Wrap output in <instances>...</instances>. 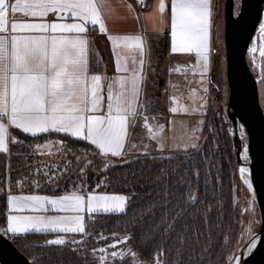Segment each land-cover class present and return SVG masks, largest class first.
Returning <instances> with one entry per match:
<instances>
[{
    "label": "snow or ice",
    "instance_id": "1",
    "mask_svg": "<svg viewBox=\"0 0 264 264\" xmlns=\"http://www.w3.org/2000/svg\"><path fill=\"white\" fill-rule=\"evenodd\" d=\"M138 3L145 7V0H138ZM128 7L129 11H134L131 5ZM168 7L165 0H158L152 15L159 16L163 22ZM100 8L98 0H0V155L8 161L5 174L0 178V198L6 209L3 234L13 239L28 238L31 233L55 234V238L46 240V245L82 246L91 235L87 217L97 213L127 214L129 197L89 191L85 187L93 161L88 159V151L81 153L72 147L75 142H83L85 149L91 146L93 156L123 158L130 150H138L139 155L147 157L151 145L136 139L135 129L142 122L147 140L155 142L161 152L165 150L164 125L153 124L154 118L147 114V103L141 102L146 82L143 69L145 59L150 57L145 37L142 34H110ZM170 13L171 52L195 56L191 71L193 75L199 74L203 85L211 68L212 0H171ZM50 15L55 19L49 20ZM97 25L111 43L114 70L118 74L107 85L104 83L106 77L90 67L87 34L89 26ZM259 39L264 41V23L259 25ZM255 51V48L250 49V52ZM259 55L264 57V47ZM174 71L187 70L177 68ZM202 91L207 93L208 88L203 87ZM200 100L199 114L203 116L207 102L203 97ZM171 101L174 106L169 112L172 114L194 115L197 112L196 108L179 105L176 96H172ZM198 123L202 126L204 121ZM11 129L19 130L24 138H15ZM196 131L203 129L198 127ZM52 135L60 139H47ZM29 137L46 142L25 143ZM199 139L195 134L190 135L184 150L198 151ZM12 145L28 148L33 157H51L55 147L60 155H70L72 159L64 164L63 171L55 173L49 166L46 170L37 167L16 182L14 191ZM241 159L244 163L238 168L239 177L252 194L250 204L254 210L255 189L247 145L242 149ZM135 162L127 161L129 164ZM74 163L79 165V183H73V190L52 188L50 194H39L41 178L49 187L58 184ZM100 163L105 172L115 166L108 159ZM25 185L35 191L24 194ZM99 187L98 183L96 188ZM190 202L195 203V197H190ZM49 212L56 215H48ZM251 234L249 226V238ZM100 239L108 240V237L101 234ZM114 239L115 243L93 250L94 254H100L98 264H109V257L111 264L127 258H131L133 264H163L160 255L142 262L131 248L109 251L116 249L118 244H127L132 236ZM255 247L253 241L246 250L251 253ZM72 250L80 249L73 247ZM233 262L240 264L234 254L227 264Z\"/></svg>",
    "mask_w": 264,
    "mask_h": 264
},
{
    "label": "trees",
    "instance_id": "2",
    "mask_svg": "<svg viewBox=\"0 0 264 264\" xmlns=\"http://www.w3.org/2000/svg\"><path fill=\"white\" fill-rule=\"evenodd\" d=\"M215 26L219 37L220 21L216 9ZM255 76L258 78V74ZM222 94L221 84H215L212 107L207 114L198 151L181 150L157 159L108 157L115 166L105 172L100 170L103 167L101 164L97 166L100 167L99 173L93 171L94 165H98V162L93 161L85 187L89 191L124 194L129 197L130 203L127 214H97L88 217V231L91 235L86 238L85 244L46 245V240L55 238V234L32 233L28 238L19 239L8 237L33 264H95L93 250L104 244L103 239H100L101 234L109 237L114 234L132 236L127 244L120 246L138 253L142 262L151 261L160 255L163 264H227L230 256L235 254L243 227V182L239 177L234 139L226 118L222 115L224 122L216 117L210 121L213 107L223 101ZM11 133L17 139L24 138V134L17 130ZM47 139L59 140L60 137L52 135ZM44 142L46 140H33L30 137L25 141L33 144ZM82 145L83 142H75L72 147L81 153L88 151V159L104 158L92 156L91 146L85 149ZM11 147L14 191L16 182L38 167L37 161L44 160L55 173L63 171L64 164L72 159L70 155L60 154L33 157L29 155L28 148L17 145ZM127 161L136 162L129 164ZM7 163L0 155V178L5 174ZM54 166L59 167L54 169ZM78 168L79 165L74 163L59 183L51 187L41 178L40 192L51 193L52 188L59 191L73 190V183H79ZM98 183L101 185L99 189L96 188ZM34 191V188L25 185L24 192ZM190 197H195V203L190 202ZM5 224L6 209L0 198L1 233ZM73 247L80 250L73 251ZM116 264L133 262L127 258L123 262L117 260Z\"/></svg>",
    "mask_w": 264,
    "mask_h": 264
},
{
    "label": "crops",
    "instance_id": "3",
    "mask_svg": "<svg viewBox=\"0 0 264 264\" xmlns=\"http://www.w3.org/2000/svg\"><path fill=\"white\" fill-rule=\"evenodd\" d=\"M217 2L218 0H212L213 15L211 19L212 26L210 35L211 68L210 72L205 77L204 84L201 85L199 74L193 75L191 71V66L195 64V56L188 53L173 54L171 52V34L169 26L171 18V0H165V3L169 7L163 14V22H161L159 16L152 15L156 10L158 0H145V7H140L138 0H98V3L101 5L100 10L102 18L105 20L110 34H142L145 37L147 47L150 49V57L145 59L143 69L146 82L141 95V102L147 103V114L149 117L154 118L151 122L153 124L158 122L164 125L163 134L166 138V144L165 150L161 152L159 146L155 142L147 140V133L143 128L142 122L138 123L135 129L137 133L136 139L137 141L143 140L145 143L151 145L149 155L159 153L160 155L161 153L165 155L166 152L184 150V146L188 143L189 137L192 134L200 137L198 144L200 143L203 131L198 132L196 129L198 127L204 129L207 114L210 107H212V100L215 95V84L224 82L221 68L222 64H220V46L218 43L217 28L215 26V8ZM129 5L132 6L134 11H129ZM17 15L19 16L20 14ZM48 19L54 20L55 17L50 15ZM68 22H71V20ZM87 35L90 40V67L94 72L106 77L104 83L107 85L112 82V77L118 75L114 70V56L111 52V43L107 40L106 35L99 31L98 25L89 26ZM129 66L131 67L132 65L130 64ZM177 68L187 71H174V69ZM260 70L261 74L258 75V78L256 76V78L258 79V85L260 83L261 86H259L261 95L264 96V77H262V71H264V69ZM203 87L208 88L207 93L202 91ZM193 93H196V95H193ZM106 94L105 91V95ZM172 96L177 97L179 105L196 108V114L186 115L182 112L178 114L170 113L169 108L174 106L171 101ZM200 97H203L207 102V107L203 109L206 114L203 116L199 114L201 110ZM200 120L204 121L202 126L198 123ZM12 130L16 129H11L10 131L12 132ZM139 156L143 155H139L138 150H130L129 154L125 157L114 159H135ZM28 193L31 192H24V194ZM39 194L47 195L50 193L39 192ZM108 194L124 195L121 193ZM47 214L56 215L54 212H49Z\"/></svg>",
    "mask_w": 264,
    "mask_h": 264
},
{
    "label": "water",
    "instance_id": "4",
    "mask_svg": "<svg viewBox=\"0 0 264 264\" xmlns=\"http://www.w3.org/2000/svg\"><path fill=\"white\" fill-rule=\"evenodd\" d=\"M237 0H225L224 45L229 99L227 120L236 143L237 167L243 165L242 129L247 136L251 157L255 199L261 217V227L247 243L256 247L251 253L240 255V264H264V109L260 101L258 79L248 61V53L264 15V0H241L237 14ZM0 264H33L32 261L0 232Z\"/></svg>",
    "mask_w": 264,
    "mask_h": 264
},
{
    "label": "rangeland",
    "instance_id": "5",
    "mask_svg": "<svg viewBox=\"0 0 264 264\" xmlns=\"http://www.w3.org/2000/svg\"><path fill=\"white\" fill-rule=\"evenodd\" d=\"M224 5H225V0H218V2L216 3V8H215L217 16H218L219 21H220L218 43L220 42V47H221L219 55H220V64H222L221 68H222V74H223V80H224V82L221 83L222 86L224 87L223 94H222L223 95V97H222L223 101H222V103H219L218 106L213 107V110L211 111L212 113L210 115V116H212L210 121H214V117H216V119L221 118V121L224 122V120L222 118V115H223L226 118L228 127L230 129L231 134H232L231 125L229 124V122L227 120V115H226V109H227L228 99H229V86L227 85L228 82H227V76H226V51H225V45H224ZM240 5H241V0H237L236 6H235V14L238 13ZM261 23H264V15H263ZM262 47H264V41H261L259 39V27H258L257 33L254 37V40H253L251 48H250V49L255 48L256 51L250 52V50H249V53H248V61H249V64L251 66V69L255 75L261 74L260 69H264V57H261L259 55V52H260ZM155 87H158V86H155ZM260 101H261V104L263 107L264 106L263 105L264 104V96L263 95H260ZM214 131H215V127L211 132L214 133ZM225 136H226V134H225ZM232 137H233V135H232ZM242 137H243L242 139H243V147H244V145L247 144V136H246L245 131H243ZM234 146H235V154H236V150H237L236 143H234ZM52 152L54 153L53 155L59 154L57 152V148H55V147L52 149ZM176 152H166L165 155H162L163 153H161V155H160V153L159 154H151L147 157H149V158H151L153 156L165 157L168 154L171 155V154L176 153ZM45 156H47V155H45ZM140 157H145V156H139V158ZM89 159L92 161L98 162V165H96V166L94 165V168H93V171L95 173L100 172V171H98L100 169V167H97V166L101 165L100 161H102L103 159H108L110 162L112 161V159H109V158H100L102 160H99L98 158L91 157ZM37 163L39 164L38 167H41V169L46 170V166H47L46 164H48L47 162H44V160H41L40 162L37 161ZM243 163H244V161H243ZM50 164H54V162H51ZM112 164H115V163L113 162ZM56 168L57 167H55L54 169H56ZM100 170H102V168ZM252 199H253L252 194L247 190V187L243 184V193L241 196V214L243 216V227H242V232H241V235L239 238V244L237 245V248H236L235 254H234L238 258L240 257V255H242L243 252H246V254L249 253L246 250L247 243L250 240L249 235H248L249 226H251V228H252L251 237L253 235H255L261 227V217H260L259 208H258V205L256 203V199H255L254 210L251 208L250 202ZM246 209H248V211H246ZM105 237H108V240H103L104 244L100 247L107 246L110 243H115L114 237H123V236H121L119 234H114L111 237H109V236H105ZM120 245L121 244H118L116 249H109V251H113V250L120 251V250H122V247ZM96 248H99V247H95V249ZM99 255H100L99 253H95L93 256V260L95 261V264H98L97 256H99ZM109 261H111V257H109ZM233 264H234V262H233Z\"/></svg>",
    "mask_w": 264,
    "mask_h": 264
},
{
    "label": "built area",
    "instance_id": "6",
    "mask_svg": "<svg viewBox=\"0 0 264 264\" xmlns=\"http://www.w3.org/2000/svg\"><path fill=\"white\" fill-rule=\"evenodd\" d=\"M260 25V24H259ZM257 33V32H256ZM244 131V130H243ZM243 131H242V133H243Z\"/></svg>",
    "mask_w": 264,
    "mask_h": 264
},
{
    "label": "bare ground",
    "instance_id": "7",
    "mask_svg": "<svg viewBox=\"0 0 264 264\" xmlns=\"http://www.w3.org/2000/svg\"><path fill=\"white\" fill-rule=\"evenodd\" d=\"M242 131H243V129H242ZM240 259V258H239Z\"/></svg>",
    "mask_w": 264,
    "mask_h": 264
}]
</instances>
